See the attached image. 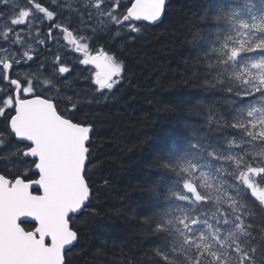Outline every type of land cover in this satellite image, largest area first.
Listing matches in <instances>:
<instances>
[{
	"label": "snow or ice",
	"instance_id": "1",
	"mask_svg": "<svg viewBox=\"0 0 264 264\" xmlns=\"http://www.w3.org/2000/svg\"><path fill=\"white\" fill-rule=\"evenodd\" d=\"M166 4L0 0V264H69L80 238L74 217L92 197L95 124L80 96L89 105L108 99L126 72L119 56L97 47L99 33L134 41L161 20ZM61 35L86 66L79 76L91 83L83 93L56 88L76 71L51 51V44L64 47ZM194 42V75L222 95L194 104L186 139L158 158L171 187L165 207L149 217L161 240L153 264H264V0H216ZM41 45L51 63L40 59ZM155 187L147 183L145 191Z\"/></svg>",
	"mask_w": 264,
	"mask_h": 264
},
{
	"label": "trees",
	"instance_id": "2",
	"mask_svg": "<svg viewBox=\"0 0 264 264\" xmlns=\"http://www.w3.org/2000/svg\"><path fill=\"white\" fill-rule=\"evenodd\" d=\"M215 3L170 0L162 21L146 26L134 41L126 33L115 39L114 32L99 33L103 39L98 47L119 56L126 72L108 99L89 105L88 97L80 96L83 113L95 124L88 166L92 197L74 217L80 238L69 264H153L161 240L153 235L149 217L165 207L171 187L170 175L157 166L158 158H167L173 146L186 139L185 124L193 119L194 104L222 95L205 91L201 75H194L200 51L193 37ZM69 83L59 88L67 95L88 87ZM147 183H155L154 192L145 191Z\"/></svg>",
	"mask_w": 264,
	"mask_h": 264
},
{
	"label": "flooded vegetation",
	"instance_id": "3",
	"mask_svg": "<svg viewBox=\"0 0 264 264\" xmlns=\"http://www.w3.org/2000/svg\"><path fill=\"white\" fill-rule=\"evenodd\" d=\"M50 0H45V3H49ZM61 3H67L70 2V0H60ZM68 13L65 10L64 16L67 17ZM64 17H62L63 19ZM81 25L79 23V19L76 17L75 18V23L73 24V28H80ZM47 34V29H44V35L46 36ZM86 34V33H85ZM60 38V44L64 45V47H58V49L56 48L55 44H51V41H49V44H51V51L52 52H58L64 59L65 61L68 63V65L71 66H75L76 71H72L71 74H64L65 78L68 81H70L69 85L74 88H78L79 85H90V80L89 81H84L80 76H79V71L80 69L85 68L86 66H82L78 64V61L75 59V57H77L79 54L71 52L69 46L67 45V42L63 40L62 35L59 37ZM98 47V44H97ZM38 51L42 52V56H41V60L45 59L46 56L48 57L47 60L51 63L52 60L54 59L53 56H49L48 53L50 51V49L46 46H37ZM65 53H68V55H65ZM37 67V65H33V69H35ZM90 67V66H89ZM51 72V69H49V73ZM49 73H45V75H48ZM86 75H88V72H85ZM61 85H66L65 80L61 79L58 83H56V88H60ZM94 88V86H92ZM77 90V89H76Z\"/></svg>",
	"mask_w": 264,
	"mask_h": 264
},
{
	"label": "water",
	"instance_id": "4",
	"mask_svg": "<svg viewBox=\"0 0 264 264\" xmlns=\"http://www.w3.org/2000/svg\"><path fill=\"white\" fill-rule=\"evenodd\" d=\"M169 1H170V0H167V4H166V6L168 5ZM162 19H163V17L161 18L160 21H158V22L155 23L154 25L159 24V23L162 21ZM154 25H151V26H154ZM82 210H83V209H82ZM82 210H81V211H82ZM81 211H80V212H81ZM21 220L24 221L23 223H31V222H30V221H31V218H23V217H22ZM31 224H32V223H31Z\"/></svg>",
	"mask_w": 264,
	"mask_h": 264
},
{
	"label": "rangeland",
	"instance_id": "5",
	"mask_svg": "<svg viewBox=\"0 0 264 264\" xmlns=\"http://www.w3.org/2000/svg\"><path fill=\"white\" fill-rule=\"evenodd\" d=\"M78 18V17H77ZM79 19V18H78ZM87 34V33H86ZM43 38V37H42ZM56 48L58 49V46L56 45Z\"/></svg>",
	"mask_w": 264,
	"mask_h": 264
}]
</instances>
